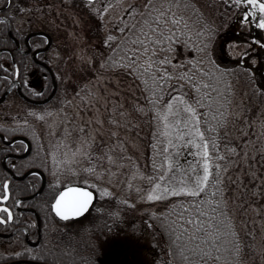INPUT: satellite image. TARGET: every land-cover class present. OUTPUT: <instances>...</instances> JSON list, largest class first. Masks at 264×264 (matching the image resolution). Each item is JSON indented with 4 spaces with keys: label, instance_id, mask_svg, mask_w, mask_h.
<instances>
[{
    "label": "rangeland",
    "instance_id": "obj_1",
    "mask_svg": "<svg viewBox=\"0 0 264 264\" xmlns=\"http://www.w3.org/2000/svg\"><path fill=\"white\" fill-rule=\"evenodd\" d=\"M50 1L55 4L56 16L59 6L63 7L65 52L64 93L59 102L50 103L40 114L46 116L45 122L35 124L45 144L50 178L54 183L59 180L63 184L69 181L83 184L87 179L89 188L95 186L93 218L99 219L105 213L112 223L111 228L102 229L106 236L98 233L104 237L100 239L104 245L99 250L112 264H169L164 260L166 254L162 248H158L157 230L142 213L173 197L187 196L178 193L161 197L157 192L156 200L146 198L156 176L163 174L156 169L154 175L153 162L163 164V157H175V152L165 153L162 122L155 119L156 111L147 109L138 86L127 78L98 69L95 61L98 47L109 46L120 38L119 29L133 23L144 0H95L91 7L90 2L78 0ZM197 3L212 22L219 24L217 34L226 30L230 33L232 22L241 32L250 34L248 24L239 15L234 21L238 12L227 9L234 7L229 0H197ZM101 5L111 7L104 11ZM54 24H58L57 17ZM259 30L264 35V29ZM109 34L117 39L105 45L103 40ZM257 40L264 42V37ZM216 45V59L224 62L227 58H236V64L243 61L248 69L242 67L245 72L232 77L223 142L217 151H212L210 145L212 174L215 164L219 163V173L229 189V206L243 225L251 228L255 236L256 264H264V47L260 44L256 48L258 57L251 54L247 60L240 57L238 61L240 53L251 46L243 34L219 37ZM50 58L57 67V55L51 54ZM250 67L261 70L262 78L259 74L252 75ZM178 95H184L192 103L181 85L174 88L167 100ZM200 127L204 132L201 124ZM154 138L159 141L155 146ZM205 139L209 141L206 134ZM194 151L183 149L175 157L180 163L173 175L178 177L184 164L199 165V158L192 155ZM108 156L113 157L112 163ZM89 167L93 172L87 171ZM102 188L109 195L105 196L100 191ZM68 224L57 223L55 227Z\"/></svg>",
    "mask_w": 264,
    "mask_h": 264
},
{
    "label": "snow or ice",
    "instance_id": "obj_2",
    "mask_svg": "<svg viewBox=\"0 0 264 264\" xmlns=\"http://www.w3.org/2000/svg\"><path fill=\"white\" fill-rule=\"evenodd\" d=\"M4 2L5 0H0V3ZM10 2L11 0H9ZM229 3L247 6L240 13L241 19L250 21L258 28L264 29V0H229ZM89 6L91 7V2ZM101 7L104 8V11H107L111 5H101ZM173 7H179V5L169 4L167 7H164L163 4H160L157 6L153 0H148V3L143 5L144 13L142 15L147 16V19L143 20V24L147 25V29L145 30L144 27H140L138 29L139 34H137L136 30L129 33L138 47L125 49L123 62H117V70L132 72L137 62L143 61L140 64L141 69H144L145 72L156 73L152 83L154 86L158 85L159 90L150 92L149 95L153 97L151 102L153 110L158 113L155 119L158 122H162L163 131L161 135L165 138L163 143L167 145L164 149L165 153L174 150L175 157H178L181 155L183 149H195L192 155L194 158H199V165L195 162L184 164L180 169V175L178 177L173 175V170L180 162L174 156L165 155L163 157V164L154 161V175L156 169H159L163 174L156 176V182L151 184L152 190L146 193V198L149 201L156 200L158 198L156 195L157 192L160 193L161 197L180 193L195 198L193 204L196 203V200H200V203L203 204L205 200L201 199V197L208 191L207 185L212 174L213 165L209 155L210 142L205 139V133L201 131V120L197 112V107L194 105L199 106L200 104L197 97L199 96L200 85L203 84L202 77L208 75L214 76L220 72V66L213 60L216 54L213 39L215 36V28L211 27L207 30L201 29L200 35L206 38L205 40H201L198 36H194L192 31L188 30L183 16L177 18V13L172 11ZM21 10L23 11L24 9ZM4 19V17H0V22H3ZM119 31L124 33L127 29L121 27ZM116 39V36L109 34L103 40V43L108 45ZM129 42L131 43L132 41L130 40ZM254 43L261 44L264 47V42L256 40L255 38ZM7 44L8 41L6 39H0V51L3 52V55L0 56V74H2V79L5 81L10 80L13 84L17 80H20L29 86L30 94L37 96L43 95L42 86L41 88L31 87V82L23 79L24 73L30 74V72L39 70L35 66V62L29 59L27 53H25L22 73L21 63L16 59L15 55L9 59ZM189 49L194 50L196 55L190 56ZM250 51V48L245 49L237 57V60L239 61L240 57L247 60ZM34 55L35 53H33ZM129 59H132L131 64L127 63ZM209 66L214 71H206V69H209ZM160 73L163 75H160ZM132 74L134 76L136 75L135 72H132ZM172 80H175L177 85H179L180 81L187 80L191 88L196 90L197 96L191 98L192 103H189L184 95L173 96L167 100L165 107L161 109L159 105L167 93L166 86H170L169 82ZM197 80H200V84L196 83ZM144 83H147V80H144ZM8 87L9 85L6 84V92ZM143 110L141 109V111ZM34 114L39 115L40 113L35 112ZM0 127L5 126L0 125ZM11 139L13 138L6 136L5 132L0 131V140L11 141ZM157 143L159 141H156L154 138V146ZM108 160L109 163H112L113 157L108 156ZM10 163L14 168L15 162ZM53 167L56 168L55 152H53ZM13 168L5 169V178L0 182V225H4L5 227H7L9 222L18 219V217H14V206H19L22 203L21 199L13 195L12 176L16 175ZM220 169L221 165L219 163L215 164L217 177L219 176ZM87 171L93 172V168L89 167ZM189 172L192 174L189 175ZM212 182L214 185H220V189L222 190L223 184L221 180L213 179ZM88 184L89 180L87 179L83 181V184H76L69 181L66 185L56 180L55 184L50 186L54 187V191L51 202L46 207L56 217L62 220L80 216L94 202L96 189L93 186V189L90 190L87 186ZM55 185L59 186L56 187ZM216 190L214 187L212 191ZM100 191L105 196L109 195L106 188H102ZM138 191L140 190L138 189ZM32 223L35 222L32 221ZM50 223L55 227L53 222ZM45 230L49 231V226H46ZM28 231L29 229L27 227L23 229L24 233ZM212 239L215 240L216 237L213 236ZM15 245L24 251L10 252L8 249H4L3 256L10 258L11 256L19 257L22 254H33V249L25 246L20 232L15 233ZM215 251H217L215 244L204 242H201L200 245H192L191 248L186 247L183 249V252H187L189 256L198 257L199 264H204L205 258L212 260L213 252ZM93 254L94 248L90 255ZM236 254L238 255V251ZM89 264H94V261L91 259Z\"/></svg>",
    "mask_w": 264,
    "mask_h": 264
},
{
    "label": "flooded vegetation",
    "instance_id": "obj_3",
    "mask_svg": "<svg viewBox=\"0 0 264 264\" xmlns=\"http://www.w3.org/2000/svg\"><path fill=\"white\" fill-rule=\"evenodd\" d=\"M57 5L59 6V3ZM245 7L237 8V5H234V7L228 6L227 9H233L235 14L238 12L234 21L239 15L240 20L248 24L250 34L241 32L240 28L232 22L229 24L232 26V30L229 29L230 33L226 30V33L216 34L215 37H238L243 34L251 45L249 56L254 54L258 57L256 48L260 47V44L254 43V38L257 40L264 35L250 21L241 19L240 13ZM62 10L63 7L59 6L56 16L55 4L50 0H11L10 3L9 0H5L4 3H0V17L5 18L3 22H0V39L8 41L9 59L15 55L21 63L23 73V62L27 53V57L35 62L39 70L30 74L24 73L23 79L30 81L31 87H43V95L30 94L28 85L20 80H17L15 84L10 80L5 81L0 74V125L5 126L0 127V131L13 138L11 141L0 140V182L5 178V169L13 168L10 162H15L13 171L16 175L12 176L13 195L22 200L19 206H14V217L18 219L9 222L7 227L0 225V263L89 264L92 259L94 264H112L111 259L104 257L99 250L104 245V242L100 241L103 236L93 237L92 243H87V238L79 237L80 243L76 246L77 250H73L71 244L54 242L56 236H70L73 232L103 233L102 229L53 227L50 223L65 224L82 220L88 214L93 216L95 199L81 216L68 220H61L46 207L51 202L54 191V187L50 186L55 183L50 178L45 144L35 124L45 122L46 116L40 114L50 103L59 102L60 95L64 93L65 52ZM55 17L58 18L57 25L54 24ZM55 48H57L56 52H54ZM33 53H35L34 56ZM51 54L57 55V67L51 62ZM2 55L3 52L0 51V56ZM224 62L236 63V58H227ZM238 64L248 69L243 61H239ZM249 70L252 75L261 73V70H256L254 67H250ZM6 84L9 85L7 92ZM45 98L47 100L43 101ZM35 112L40 114L36 115ZM55 186L58 187V185ZM46 226H49V231L45 230ZM25 227L29 229L26 233L23 232ZM16 232L21 233L25 246L33 249V254H22L19 257L11 256L10 258L3 256L4 249L10 252L24 251L15 245ZM93 248L94 254L90 255Z\"/></svg>",
    "mask_w": 264,
    "mask_h": 264
},
{
    "label": "trees",
    "instance_id": "obj_4",
    "mask_svg": "<svg viewBox=\"0 0 264 264\" xmlns=\"http://www.w3.org/2000/svg\"><path fill=\"white\" fill-rule=\"evenodd\" d=\"M153 2L157 6L163 4L164 7L169 4H178L179 7H173L172 11L177 13V18L184 17V23L187 25L188 30L192 31L194 36H198L199 39H206L200 35L201 29L207 30L211 27L215 28L216 36L219 24L212 22L205 15L199 8L197 0H153ZM146 3H148V0H144L143 5ZM143 13L144 8L142 6L133 23L126 28L127 31L122 33L118 40L106 47L99 46L97 49L98 56L95 61L98 69L134 82L143 96L147 109L154 111L151 103L153 97L149 93L159 90V86H154L152 83L156 73L145 72L144 69H141L140 64L143 61H138L132 69V72L136 73L135 76L127 70H117V62H123L125 49L138 47L129 33L136 30L137 34H139L138 29L140 27L147 29V25L143 24V20H146L147 16H143ZM215 36L213 39L216 52L217 38ZM130 40L132 41L131 43L129 42ZM189 55L195 56L196 53L194 50L189 49ZM215 56L213 60L220 66V72L214 76L202 77L203 84L200 85L199 96L197 97L200 104L199 106L195 105L203 130L209 138L212 151H217L220 143L223 142L224 119L226 113H228L227 110L231 99L232 77L238 75V73L245 72L240 65L225 63L216 59ZM127 63L131 64L132 59H129ZM209 70L214 71L210 66L206 71ZM160 75L163 74L160 73ZM258 77L261 79L262 74L260 73ZM144 80H147V83H144ZM259 80L257 82L260 83ZM169 83L170 86H166L167 93L163 97L162 103L169 98L174 88L178 86L175 80ZM196 83L200 84V80H197ZM179 85L183 87L187 97L192 102L191 98L197 96L196 90L191 88L187 80L180 81ZM213 179L222 181V190L220 185L213 184ZM214 187L217 189L216 191H212ZM207 189L208 191L201 197V199L205 200L203 204L200 203V200H196V203L193 204L195 198L188 195L177 196L158 204L152 210L143 211L144 218L157 230L160 239L158 248H162L161 250L166 254V259L164 260L169 261V264H199L198 257L189 256L187 252H183V249L186 247L191 248L192 245H200L201 242H204L215 244L217 249V251L213 252V259L208 260L205 258L204 264H256L255 236L251 228L244 226L240 218L233 214L227 199L229 189L225 185L221 174L219 173V176H216V170L209 179ZM100 215L99 219H95L88 214L82 220L73 221L66 227L72 229L79 227L111 228L112 223L108 222L107 215L105 213ZM213 236L216 237L215 240L212 239ZM79 237L87 238L86 242L92 243L93 237H99V234H77L73 232L70 236H56L54 242L71 244L72 249L77 250L76 246L80 243ZM237 251L238 255L236 254Z\"/></svg>",
    "mask_w": 264,
    "mask_h": 264
},
{
    "label": "water",
    "instance_id": "obj_5",
    "mask_svg": "<svg viewBox=\"0 0 264 264\" xmlns=\"http://www.w3.org/2000/svg\"><path fill=\"white\" fill-rule=\"evenodd\" d=\"M83 1H93V0H83ZM47 45H48V44H47ZM47 45H46V46H47ZM54 86H55V84H54V82H53V88H54ZM53 88H52V91H53ZM52 91H51V93H52ZM49 97H50V96H49ZM49 97H47V98H49ZM47 98L43 99V101H44V100H47ZM89 189H90V188H89ZM90 190H92V189H90ZM94 197H95V193H94ZM82 214H83V213H82ZM82 214H81V215H82ZM81 215H80V216H81ZM77 217H79V216H77ZM58 218H59V217H58ZM72 218H76V217H72ZM69 219H70V218H69ZM11 263H12V262H6V263H0V264H11Z\"/></svg>",
    "mask_w": 264,
    "mask_h": 264
}]
</instances>
